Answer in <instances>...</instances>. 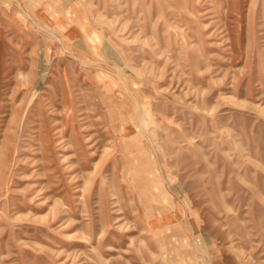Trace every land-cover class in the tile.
I'll return each mask as SVG.
<instances>
[{"label":"rangeland","instance_id":"obj_1","mask_svg":"<svg viewBox=\"0 0 264 264\" xmlns=\"http://www.w3.org/2000/svg\"><path fill=\"white\" fill-rule=\"evenodd\" d=\"M0 264H264V0H0Z\"/></svg>","mask_w":264,"mask_h":264}]
</instances>
